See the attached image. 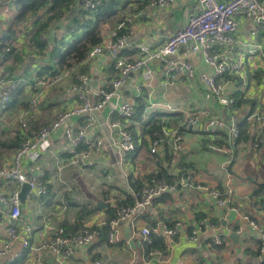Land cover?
I'll list each match as a JSON object with an SVG mask.
<instances>
[{"label": "crops", "instance_id": "obj_1", "mask_svg": "<svg viewBox=\"0 0 264 264\" xmlns=\"http://www.w3.org/2000/svg\"><path fill=\"white\" fill-rule=\"evenodd\" d=\"M227 2L229 0H218ZM82 0L66 16L69 21L72 14H76ZM264 4V0L262 1ZM143 0H119V12L114 19L108 20L101 27L102 45L110 42V34L120 27L127 31V53L134 51L127 60H135L139 57L136 45H142L148 49L159 47L168 37L183 28L188 18L196 12L198 0H173L163 9H149ZM74 14V15H75ZM238 28L235 34L236 44L226 54L238 67L237 74L227 75L224 78L227 95L236 90V84L230 78H238L242 84L240 91L244 98L256 99V112L264 101V81L257 82L249 75L261 73L264 64V23H251L238 18ZM56 34V31H55ZM258 45L261 51L253 52V47ZM225 50V49H224ZM223 50V51H224ZM215 51V50H214ZM138 52V53H137ZM193 64V69L182 76L174 86L164 84V78L160 67L156 66V75L152 82V89L142 86V80L138 73L132 74L121 89L123 100H132L147 93V112L153 109L167 112L170 116L163 120L166 124L165 131H177L182 137V151L174 154L175 159L170 164V172L175 177L184 175L177 181L178 192L175 194H163L154 200L146 214L140 217L138 227L146 226L149 229L167 225L171 226L180 222L184 227L193 225L204 216H209L216 221L224 234L223 247L213 246L206 238L200 240V244L193 246L181 239L175 238L172 243H167V251L161 253L153 251L145 253V248L138 238L133 236L129 222L124 221L119 227V241L115 245L106 244L105 239L100 238L96 243L88 247H81L75 251L72 258L66 264H259L253 254L257 249V236L247 229L246 234L239 236L237 243L230 239V234L235 233L241 224L239 217L224 208L216 206L214 201L206 194L191 189V185L200 184L225 192L227 186L237 190V196L233 197V204L244 214H249L258 226L264 229V219L260 212L249 208L245 196L251 198L256 186L264 180H254L245 174L244 166L255 165V171L264 175V165L259 159L264 160V149L253 152L248 148V143L227 145L229 140L226 134L222 136H206L202 126L207 116H215L225 119L230 111L226 107L219 106L212 96L199 83L198 77L202 73L210 72V68L204 63L200 55H188ZM110 60L106 55L97 56L83 64L88 67L85 73L90 79V102L95 103L104 89L109 85L114 72L111 69ZM239 83V82H238ZM27 92V88L25 89ZM77 86L66 81L55 91H49L40 102L39 108L32 115L41 124H50L55 115L63 110L79 104L77 100ZM117 104L116 99L109 100L104 108L93 115L94 125L87 130L89 138H98L103 143V152L93 157V166L73 167L67 164L63 128L58 129L49 138V148L42 153L40 159L31 164L24 159L23 170L26 174H37L43 171L44 182L48 187V194L41 198H25L21 202L20 226L32 230L30 240L32 245H39L45 241L50 232L62 223L73 225L81 207L96 208L97 211L84 219L85 226H98L106 219L105 208H97V204L113 205L122 193L131 195L129 178L143 180L164 165L165 149L158 151L157 155L149 153V141L147 147L131 152L125 161L121 162L119 152L115 145L116 137L108 126L112 117V111ZM192 104L196 105L201 114L199 126L191 131L182 130L181 124ZM153 107L151 108L150 107ZM170 107L173 111H168ZM248 105L245 104L237 111L239 122L246 115ZM253 112V113H254ZM85 117L73 118L70 125L80 128L85 124ZM249 135L256 127L251 115L246 120ZM127 123V122H125ZM129 124V122H128ZM224 137V138H223ZM168 152L171 153V145L166 143ZM11 155H0V167L10 159ZM158 158V159H157ZM253 161V162H252ZM212 163H215L212 165ZM225 164L224 168L222 166ZM218 166L219 169H216ZM186 175V177H185ZM183 183L189 185L184 186ZM11 185L0 182V196L8 194ZM6 211V206L0 205ZM6 218H0V248L5 239ZM236 234V233H235ZM162 236V235H161ZM163 237V236H162ZM164 238V237H163ZM17 249V247L15 248ZM264 260V258H261ZM10 262L0 259V264H34L31 254L24 258ZM43 263L54 264L45 253Z\"/></svg>", "mask_w": 264, "mask_h": 264}, {"label": "built area", "instance_id": "obj_2", "mask_svg": "<svg viewBox=\"0 0 264 264\" xmlns=\"http://www.w3.org/2000/svg\"><path fill=\"white\" fill-rule=\"evenodd\" d=\"M102 2L103 0H82L78 11H93ZM172 2L173 0H149L147 8L163 9ZM238 18L251 23H261V20L264 21L263 2L261 0H229L227 2L198 0V8L188 18L185 26L168 37L159 47L148 49L145 46L136 45L135 49L139 52V57L135 60L130 61L121 56V52L131 46L128 43V38L125 35L119 36L117 30L111 32L108 44H101L89 53L86 61L102 55L109 58L115 73L114 78L109 83L110 90L107 93H102L101 100L92 103L88 97L90 79L86 74L79 75L77 77V100L79 104L57 113L54 120L46 125L35 139L25 140L20 149L0 167V182L12 186L7 195L0 196V205L6 206V211L0 208V218L7 220L5 239L0 248V259L14 262L21 258L23 252L27 251L28 254H31L34 264H45L43 263L45 253L54 264H66L77 249L88 247L97 242L100 236L99 232L92 230L91 226H84L74 235H68L62 228L56 227L45 241L39 245L31 244L32 230L20 226V192L21 188L27 185L29 187L27 198L45 196V174L43 171H38L37 174H26L23 170L24 159L35 164L42 153L48 151L50 136L58 129L63 128L64 151L70 156L67 159V164L79 168L93 166V157L103 152V143L98 138H89L87 130L94 125L93 115L102 110L109 100L116 99L117 104L111 114L113 118H110L108 126L116 137L115 145L119 152V158L121 162L125 161L128 154L134 151L135 144L132 135L125 130L123 122L128 123L131 119L135 104L132 100L122 99L121 89L129 76L135 73L140 75L144 88L152 89L156 66L160 67L162 71L165 86H174L182 76L193 69V64L188 55H200L204 63L210 68V72L202 73L198 77L199 83L204 89L214 96L220 106L231 105L233 101L227 95L224 78L227 75L237 74L238 67L230 60L226 50H230L236 44L235 34L239 23ZM54 35L55 30L52 32V36ZM252 47L253 52L261 51L258 45ZM70 73L71 71H66L48 78H36L32 84L27 82L26 88L30 96L29 112H36L45 94L68 81ZM261 73L264 79V64ZM25 83L26 81L23 79L0 81V105L7 103L12 92L20 84ZM167 110L173 111L170 107H167ZM237 116V111L230 113L225 119L207 116L202 130L206 136L226 134L230 142H235L239 138ZM80 117H85L86 120L82 127L75 128L70 125L73 118ZM251 119L255 122L256 127L252 129L249 135L248 148L250 151L256 152L264 149V106L254 112ZM200 120L201 114L197 111L196 105L192 104L180 127L185 131H191L199 126ZM21 122L24 123V120ZM165 141L170 143L174 154L177 155L182 151V137L179 133L164 130L163 136L155 137L149 141V153H158L163 148ZM224 166L225 164L222 169ZM182 184L184 186L189 185L183 182ZM191 189L206 193L217 207L238 215L241 224L236 228L235 233L242 236L249 229L250 232L256 234L260 241L259 256H264V229L260 228L256 220L249 214L241 213L234 206L233 197L238 194L235 188L227 186L225 192H220L208 186L195 184L191 185ZM177 192L178 185L169 184L165 180L145 184L139 193L131 191L134 203L119 210L117 218L109 222L106 244L115 245L119 241V227L124 221L129 222L132 234L138 238L140 244L150 243L151 232L149 228L146 226L138 227L137 221L146 214L156 198L163 194H175ZM244 198L247 200L248 207L260 212L264 219V205L257 204L249 196ZM104 223L102 222L98 226H102ZM152 233L162 235L170 243L177 238L193 246L200 244L202 238L220 246L224 236L221 227L209 216H204L187 227H184L180 222H176L172 227L162 225L153 230ZM16 247L17 249H15ZM259 256L257 257L258 263L260 261ZM95 264H101V262L97 261ZM243 264L248 263L244 262Z\"/></svg>", "mask_w": 264, "mask_h": 264}, {"label": "trees", "instance_id": "obj_3", "mask_svg": "<svg viewBox=\"0 0 264 264\" xmlns=\"http://www.w3.org/2000/svg\"><path fill=\"white\" fill-rule=\"evenodd\" d=\"M79 1L0 0V81L7 79H23L26 81L25 84H20L12 92L10 100L7 103L0 105V155L15 154L25 140L35 139L39 132L46 126V124H41L32 117L35 112H29L30 96L25 91L28 84H32L36 78H48L60 75L66 71H71L68 80L77 86V77L87 73L88 70V67L83 63L86 62L89 53L95 47L102 44V25L108 20L114 19L119 12V0H103L101 5L93 11H78V6L76 14H72L70 20L65 21L66 16L72 12ZM148 1L143 0L142 6L146 5ZM258 24L261 25L263 23ZM53 30L56 31L54 36H52ZM115 30H117L119 36L125 35L127 37V31L123 28H116ZM127 50L125 49L121 52L122 57H127L126 54L129 55L128 57L132 54L134 55V51L127 53ZM29 57L34 58V61L31 62ZM129 60L131 61V59ZM36 61L38 62L37 64ZM110 65L113 70L111 63ZM114 76H112L111 80ZM251 77L257 82L264 81L260 73L249 75L248 80ZM230 79L237 84L236 90L228 95L233 102L226 109L230 113H233L234 111H238L240 107L242 108L243 105H248L246 115L241 119L243 121H238L239 138L235 142L229 141V143H226L227 145L234 144L235 148L239 143H248L249 130L246 120L255 111L257 100L244 98L243 92L240 91L241 80L235 77ZM109 90L110 85L102 93H107ZM101 99L102 94L97 101ZM134 104V113L128 121L129 124L123 122L125 130L133 137L135 144L133 152L141 149V147H147L146 145L151 139L163 136V131L166 126L163 120L170 116L167 112L157 109L147 112V93L145 92L135 99ZM261 106H264V101ZM21 120H24V123ZM182 130V128L179 129L180 132ZM218 136H222V133L218 134ZM166 143L167 141L162 146L165 149L166 155V158L163 160L165 166L160 165L156 172L145 176L143 180L130 177L129 186L133 193H139L145 184H151L161 180H165L169 184H176L177 181L184 178L183 174L181 177H175L171 174L170 164L175 157L172 151V154L168 152ZM151 155H157V153ZM69 157V154H67L66 158L68 159ZM45 190V195H47L48 187L46 184ZM31 198L36 199L35 197ZM251 198L257 204L264 205V181L256 186ZM133 203V196L130 193L124 192L122 193V198H118L113 205L107 204L104 209L106 214L104 225L91 226L92 230L99 232L100 236L98 240L103 238L106 241L109 222L117 218V212L119 210L126 206H131ZM96 211V208L83 206L73 225L70 226L62 223L58 227L62 228L66 234L74 235L84 228V219ZM174 224L164 226L172 227ZM149 230L151 232L149 236L151 242L141 244L145 248V253L149 254L153 251L164 253L167 251L166 239L161 235L152 233L153 229ZM207 242L216 246L210 240ZM256 245L257 249L253 255L258 257L259 240H257ZM221 246L223 247V243L217 247ZM27 254V251L23 252L21 258L18 260L24 258ZM259 257V264H264V260H261V256ZM16 262L18 261L16 260Z\"/></svg>", "mask_w": 264, "mask_h": 264}, {"label": "rangeland", "instance_id": "obj_4", "mask_svg": "<svg viewBox=\"0 0 264 264\" xmlns=\"http://www.w3.org/2000/svg\"><path fill=\"white\" fill-rule=\"evenodd\" d=\"M21 48H22V45H21ZM25 50V49H24ZM11 62V61H10ZM38 62L36 61V64H37ZM8 65H9V63H8ZM59 88V87H58ZM58 88H56V89H58ZM56 89H53L54 91L56 90ZM53 90H51V91H53ZM10 120H12V119H10ZM10 120H8V121H10ZM13 120H15V118H13ZM253 162V161H252ZM247 163V165L246 166H244V168H243V171L245 172V174L247 175V176H249L251 179H254V180H256V181H260V180H264V175H263V173H262V171H261V173H259L258 172V170H259V168L257 169V171H255V165H254V163H252V165H250L249 163V160L246 162ZM259 163L261 164V165H264V160L263 159H259ZM215 163H212V165H214ZM216 169H219L218 168V166H216ZM260 170H261V168H260ZM246 263H248V264H250L249 262H246Z\"/></svg>", "mask_w": 264, "mask_h": 264}, {"label": "water", "instance_id": "obj_5", "mask_svg": "<svg viewBox=\"0 0 264 264\" xmlns=\"http://www.w3.org/2000/svg\"><path fill=\"white\" fill-rule=\"evenodd\" d=\"M260 22L264 23L263 20H261ZM29 59H30L31 62L34 61V58H32V57H29ZM28 192H29V187L27 185H24L21 188V192H20V200H21V202H23L25 200L26 195H27ZM97 208H99V209L106 208V205L104 203H99V204H97ZM229 237L234 243H237V241L239 240V236L237 234H235V233H231ZM261 258H264V256H262Z\"/></svg>", "mask_w": 264, "mask_h": 264}]
</instances>
